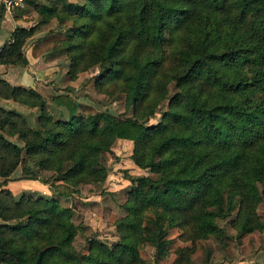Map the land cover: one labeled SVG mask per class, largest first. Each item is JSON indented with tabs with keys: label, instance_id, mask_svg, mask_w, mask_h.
<instances>
[{
	"label": "trees",
	"instance_id": "16d2710c",
	"mask_svg": "<svg viewBox=\"0 0 264 264\" xmlns=\"http://www.w3.org/2000/svg\"><path fill=\"white\" fill-rule=\"evenodd\" d=\"M61 8L57 1L40 7L42 22H71L59 43L75 70L100 62L98 84L125 93L133 116L80 114L70 96L56 95L70 116L52 122L37 92L0 78L9 91L0 88L2 98L39 106L41 129L19 135L27 155L52 171L41 177L22 168L21 179L48 185L52 196L28 202L26 219L0 224V264L27 260L12 235L30 244L29 264L41 250L42 264L47 256L54 264H142L139 248L151 246L163 259L172 243L168 229L176 227L193 246L178 248L175 264H191L198 240L227 245L221 220L230 219L239 235L264 230L257 211L264 201V0H86ZM4 12L0 4V23ZM35 28L13 29L0 64H27L21 49ZM171 83L176 91L168 98ZM164 100L167 108L159 111ZM157 112V122L147 124ZM16 118L0 107V129H15ZM115 139L132 141V161L151 175L130 177L126 215L115 223L119 241L89 239L87 253L75 256L77 228L58 197L70 190L60 184L102 182L103 154ZM0 149L12 157L0 161V175L8 178L22 148L0 135Z\"/></svg>",
	"mask_w": 264,
	"mask_h": 264
},
{
	"label": "rangeland",
	"instance_id": "374dc122",
	"mask_svg": "<svg viewBox=\"0 0 264 264\" xmlns=\"http://www.w3.org/2000/svg\"><path fill=\"white\" fill-rule=\"evenodd\" d=\"M85 2L86 0H73L68 3L75 6L83 5ZM57 4L62 7V11L67 8V1L59 0ZM55 23L56 33L48 43H24L22 46L21 52L25 58L28 55L33 60L30 54L39 56V60H35L36 63L31 64V76L28 81L13 84L2 77L6 68L25 69L30 66L28 60L25 65L0 64V78L10 86L23 87L37 92L42 98L43 107L52 122L65 121L70 116L64 106L55 103L53 97L56 95L70 96L78 106L77 111L80 114L107 112L121 118L132 117V107L126 101L125 93L115 91L116 88H108L107 83L98 84L99 78L105 70L100 62L89 66L82 65L83 67L80 66L75 70L71 53H66L65 46L59 43L64 39L65 30L71 25V22L60 23L55 18ZM0 86L4 90L3 94L9 92L4 86ZM168 90L167 97L169 98L176 91L173 83L169 84ZM167 103L168 100L162 101L158 106L159 111L166 109ZM0 107L13 110L18 115L15 129H0V135L22 148L18 165L11 175L8 178L0 175V191L8 189L11 193L10 195L0 193L2 197L0 224H11L26 219L28 202L36 201L39 196H52L48 185L34 180L38 183L35 185L31 182L33 180L21 179L22 168L27 167L37 171L41 177L50 176L52 171L41 169L35 159L27 155L24 149L25 140L19 135V131H23L29 136L31 130L41 129L42 124L38 117L39 106L32 107L19 100L0 96ZM160 114V112L155 113L147 124H155ZM109 148L110 152L103 154V162L108 171L102 182L77 183L73 186L74 188L60 184L59 189L70 190L68 195L58 197L59 204L71 210V221L77 228L76 235L71 242L75 256L87 253L89 239L98 238L109 246L119 241L115 223L126 215L123 204L132 189L130 177L151 175L148 169L140 168L132 161V141L115 139ZM11 158L9 154L0 149V161L6 163L5 161ZM257 211L264 220V201L259 204ZM219 224L225 228L228 234L227 245L223 246L213 237L202 241L198 240L194 251L189 256L191 264H264V230L248 235H239L231 227L230 219L221 220ZM12 236L16 244L26 249L24 255L27 260L22 264H29V259L31 262L33 256L30 244L20 235ZM167 237L172 240V243L168 254L163 259H156L155 251L151 246L145 245L139 248L142 264H175L178 256L177 249L193 246L191 241L181 238L180 230L176 227L168 229ZM46 261V264H54L55 259L47 256Z\"/></svg>",
	"mask_w": 264,
	"mask_h": 264
},
{
	"label": "crops",
	"instance_id": "0c3cea01",
	"mask_svg": "<svg viewBox=\"0 0 264 264\" xmlns=\"http://www.w3.org/2000/svg\"><path fill=\"white\" fill-rule=\"evenodd\" d=\"M53 1L59 0H25L23 7L15 8L9 13L5 11L4 18L0 23V48L10 39L11 32L16 27H24L27 29L36 27L33 34L27 38L25 43H48L56 33L55 18H50L42 22L44 17L39 11V8L42 6H51ZM64 1L72 2L73 0ZM30 55L33 60L26 55L30 66L25 67V69L6 68L4 69L5 74H3L2 77L13 84L25 83L24 81H28L29 76H31V64L36 63L35 60H39V56ZM22 72L23 74H21ZM31 182L35 185L38 184L34 180ZM46 190L48 191L47 187Z\"/></svg>",
	"mask_w": 264,
	"mask_h": 264
},
{
	"label": "built area",
	"instance_id": "2783aa9c",
	"mask_svg": "<svg viewBox=\"0 0 264 264\" xmlns=\"http://www.w3.org/2000/svg\"><path fill=\"white\" fill-rule=\"evenodd\" d=\"M25 0H0V4H2L5 8L6 12H11L15 8H21L24 6Z\"/></svg>",
	"mask_w": 264,
	"mask_h": 264
},
{
	"label": "water",
	"instance_id": "95a60500",
	"mask_svg": "<svg viewBox=\"0 0 264 264\" xmlns=\"http://www.w3.org/2000/svg\"><path fill=\"white\" fill-rule=\"evenodd\" d=\"M42 253H43V250L39 251L38 256H37L34 264H42Z\"/></svg>",
	"mask_w": 264,
	"mask_h": 264
}]
</instances>
